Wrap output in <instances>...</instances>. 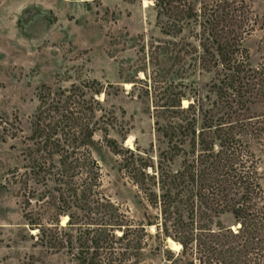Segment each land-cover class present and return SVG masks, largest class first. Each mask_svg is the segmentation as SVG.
<instances>
[{
	"label": "trees",
	"instance_id": "trees-1",
	"mask_svg": "<svg viewBox=\"0 0 264 264\" xmlns=\"http://www.w3.org/2000/svg\"><path fill=\"white\" fill-rule=\"evenodd\" d=\"M153 1L165 35L151 45L152 83L144 89L153 103L156 157L153 148L142 152L109 137V111L95 96L100 89L73 84L43 91L21 159L19 179L31 205L26 223L38 229L41 247L64 254L68 264H150L168 237L181 249L165 248L167 264H264L256 152L264 147V112L253 111L264 105V63L252 66L243 44L258 28L259 14L245 0ZM159 51L163 63L155 57ZM199 72L209 75L203 93L190 80ZM97 130L120 155L141 215L102 190L92 147ZM33 201L56 211L44 217ZM228 213L235 224L224 226L220 218ZM61 215L69 217L65 225Z\"/></svg>",
	"mask_w": 264,
	"mask_h": 264
},
{
	"label": "rangeland",
	"instance_id": "rangeland-1",
	"mask_svg": "<svg viewBox=\"0 0 264 264\" xmlns=\"http://www.w3.org/2000/svg\"><path fill=\"white\" fill-rule=\"evenodd\" d=\"M215 1L194 0L198 6ZM245 1L259 14L258 28L243 41L250 64L258 66L264 63V0ZM158 21L153 0H0V264L69 263L64 254L37 243L38 229L32 230L24 217L31 205H26L19 179L24 172L21 159L43 91L73 84L88 85L91 92L100 89L95 96L109 111V137L142 152L153 148L150 153L156 157L153 103L144 89L152 83L151 45L165 40ZM155 57L163 63L160 51ZM154 68L162 83L163 65ZM190 80L203 93L209 75L199 72ZM253 111L264 112V105H255ZM105 135L97 130L92 146L101 164L102 190L133 215H141L134 186ZM256 152L264 187V147ZM38 188L44 190L40 183ZM46 204L33 201L32 207L50 217L56 210ZM65 217L61 215V225L67 223ZM220 220L224 226L235 224L230 213ZM150 230L155 232V227ZM160 246L158 254L149 256L150 264H167L166 247Z\"/></svg>",
	"mask_w": 264,
	"mask_h": 264
},
{
	"label": "bare ground",
	"instance_id": "bare-ground-1",
	"mask_svg": "<svg viewBox=\"0 0 264 264\" xmlns=\"http://www.w3.org/2000/svg\"><path fill=\"white\" fill-rule=\"evenodd\" d=\"M67 220H68V217H65L64 218V222L67 221ZM167 243H169V245L171 246V248L174 249V250H180L181 249V245L178 244V243H176V242H174L171 239H169V242H167Z\"/></svg>",
	"mask_w": 264,
	"mask_h": 264
},
{
	"label": "water",
	"instance_id": "water-1",
	"mask_svg": "<svg viewBox=\"0 0 264 264\" xmlns=\"http://www.w3.org/2000/svg\"><path fill=\"white\" fill-rule=\"evenodd\" d=\"M233 227L235 228V226H233ZM169 238H170V237H168V238L166 239L167 242H169ZM170 239H172V238H170ZM168 244H169V243H168Z\"/></svg>",
	"mask_w": 264,
	"mask_h": 264
}]
</instances>
